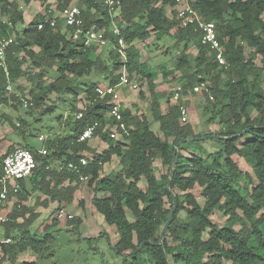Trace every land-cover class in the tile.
Returning <instances> with one entry per match:
<instances>
[{"label":"trees","instance_id":"obj_1","mask_svg":"<svg viewBox=\"0 0 264 264\" xmlns=\"http://www.w3.org/2000/svg\"><path fill=\"white\" fill-rule=\"evenodd\" d=\"M74 1L58 0L57 10ZM117 1L120 4L114 10L102 0H78L76 4L82 10L84 28L104 31L111 42L97 53L96 46L85 47L72 41L73 29L65 28L62 19L57 18L56 27L50 26L48 21L54 15V12L48 13L50 8L18 30V26L25 24L21 6L17 1L0 0V38L15 39L7 49L9 75L0 68V105L10 101L14 108L22 105L25 89L17 84L26 73L25 65L35 70L30 77L36 87L29 93L30 107H39L52 94H67L72 98L81 92L87 95L82 119L76 116L83 110L70 106L69 135L54 138L48 143L47 155L37 156L40 165L33 175L39 174L42 178L37 185L33 183L34 189L59 201L56 210L59 213L64 210V203L72 202L76 191L75 187L62 189L60 185L66 180L78 182L81 176H88L89 199L84 197L79 207L83 211L93 206L107 224L118 229L120 239L114 249L125 258L123 264H146L144 255L152 264H264V128H260L264 127V0H192L193 8L201 17L215 23L227 66L219 64L210 48L202 44L195 26H182L173 0ZM42 23L44 28L39 29ZM113 24L119 26L125 40V56L117 52L118 38L109 32ZM151 38L152 46L174 41L175 48H180L172 70L165 63L153 66L152 57L138 49L137 43ZM147 49L151 51L149 46ZM124 72L131 81L147 86L153 99V118L159 123L162 136L151 128L146 117L128 109L122 110L128 134L109 117L113 98H101L96 89L101 80L110 87L117 86ZM53 73L54 80L47 83L46 79ZM159 76L167 83L176 81L182 88L181 99L176 102L179 104L172 105L168 99L166 112L161 109L157 94ZM81 80L86 82L81 83ZM203 84L207 90L194 91ZM9 85H14L20 94L8 93ZM140 96L143 98L144 92ZM188 96L201 98L204 119L201 125L181 122L180 105H184L182 99ZM53 110L50 106L45 113ZM95 122L101 127L94 136L107 144L102 153L88 141L78 142L84 130ZM11 124L19 130L13 121ZM212 125H218L219 130L212 132L209 128ZM246 129L250 131L240 138L223 139ZM113 130L118 134L116 139L110 136ZM210 135L222 138L216 140L220 149L206 157L184 154L182 144L178 149L172 180V190L180 192L176 194L178 208L161 246V233L173 208L167 177L174 143L180 137L192 139ZM5 156L0 157V179ZM84 156L91 159V163L83 167L80 174L67 168L70 162H78ZM159 156L166 168L161 178L157 177L155 167ZM234 156L243 158L251 166L255 181L240 169ZM113 157L120 159L123 169L101 177L102 166ZM48 178L58 180L53 193L49 191L50 183L45 182ZM142 179L146 181L145 188L139 186ZM20 183L17 202L11 209L1 210L9 218L3 237L11 238L12 242L2 245L0 252L2 261L10 264H16L19 255L27 251L42 258L51 240L49 234L43 237L39 231L35 233L38 216L32 213L27 218L30 211L24 202L28 201L30 192L24 181ZM197 186L202 189L204 205L192 193ZM99 193L106 195L99 198ZM216 210L227 216L224 226L212 221ZM182 212L187 213L185 220L180 218ZM82 221L81 216H73L67 219V227L79 229ZM50 226H59L58 219ZM150 239H154L156 245L146 244L140 249V245ZM129 260L133 262L128 263ZM22 264L38 263L24 261Z\"/></svg>","mask_w":264,"mask_h":264},{"label":"rangeland","instance_id":"obj_2","mask_svg":"<svg viewBox=\"0 0 264 264\" xmlns=\"http://www.w3.org/2000/svg\"><path fill=\"white\" fill-rule=\"evenodd\" d=\"M17 1L21 6L24 16V25L18 26V30H22L28 23L32 21L42 11L46 12L47 8L55 10V14L58 15L59 11L57 8V0H50L47 2L31 0L30 3H26L25 0H11ZM78 4V0H75L72 5ZM264 19V15H263ZM109 40V39H108ZM153 38L149 39L146 42L137 43L138 49L142 53H148L152 57L153 66L159 64H167L169 70H172L176 63V56L179 54L180 48H175L174 41H168L167 43L161 42L158 45H153ZM110 40L108 44H110ZM107 44V45H108ZM149 46L150 52L147 47ZM106 47V46H105ZM97 47V53H101L104 48ZM194 52V50H191ZM96 53V54H97ZM28 65H25V75L18 81L19 86H22L25 89L24 95L21 96L22 99L28 100L31 104L30 92L35 91L36 87L33 84L30 77L33 76L35 70L28 68ZM54 73L46 79L47 83H50L54 80ZM159 86L157 88V94L160 99L161 109L163 112L167 110V100L170 99L172 105H177L172 99L173 89H175L178 84L176 81L167 83L163 80L162 76H159L157 79ZM86 82V80H81V83ZM139 85L138 89H132L131 86H120L117 91L122 100V105L124 109L132 111L133 114L146 117L150 124L151 128L160 136L162 132L160 131V125L158 122L154 121L152 113V102L153 99L148 91L146 85H142L139 81H136ZM107 83L104 80L99 81L98 86L106 85ZM11 91L8 93L20 94V90L16 89L14 85H11ZM83 87V86H82ZM144 92L145 96L142 98L140 93ZM67 100V101H65ZM23 102V101H22ZM181 103V102H180ZM201 98L199 97H184L182 99V104L187 107L189 111L187 123L194 125H201L204 123L202 117V108H201ZM76 105L79 110H83L87 105V95L85 92H81L78 97L72 98L71 95H50L47 100H45L39 107H24L23 103L17 104L14 108L13 106L2 105L0 107V137L4 136V141L0 143V157L4 156L8 149L12 147L27 145L34 149H47L48 143L60 137H65L69 135V115L71 114L70 106ZM54 107V110L48 114L45 113L48 107ZM2 115H8V118H3ZM16 125L18 129L14 128L11 124V121ZM24 123V124H23ZM212 132H217L219 130L218 125H212L209 127ZM21 129V130H20ZM41 136L45 137L44 141H40ZM98 148L103 146L100 139L97 138ZM100 143V144H99ZM185 148L184 154H198L200 156L206 157L207 154L213 153L220 149V144L218 141L213 139L200 140L193 143H183ZM104 143V147H106ZM98 148L96 150H98ZM234 160L251 178L255 181L253 170L251 166L243 159L238 156H234ZM156 174L158 178H161L162 174L165 173L166 168L162 165V160L160 156L156 159L155 162ZM123 169V166L118 157L112 158L110 163L104 164L102 166V176L114 175L120 172ZM82 189L85 193H88L87 184L82 183ZM140 187H146V181L143 179L140 184ZM174 192V193H173ZM178 190H172V194L176 196L179 194ZM192 193L195 195L197 201L201 204H205V198L202 196V189L196 187L192 190ZM38 196V194H37ZM34 198V197H33ZM89 199L87 195L85 197ZM170 204H167L169 207ZM11 208L13 205L10 206ZM93 207V206H91ZM10 208V209H11ZM71 209V207H67ZM89 208V207H87ZM83 210V209H82ZM84 211V213H82ZM81 211L79 205L77 206L75 212H69L64 209L63 217H59L57 213L56 216L60 221L59 226H50L45 227L44 229L40 226L42 223H36V226H39L38 231L41 233V236L49 234L51 240L49 241L48 249L44 253L42 258L36 256L32 251H27L22 253L18 257L16 264H22L24 261H33L38 264H123L125 258L118 254L114 249L116 243L120 239V234L118 229L115 226H110L104 220L103 216L95 211V215H92L86 210ZM78 213V214H76ZM68 215L81 216L82 224L79 229H67L64 225ZM187 217L186 212L180 214L181 220H185ZM212 221L218 226H224L227 221V216L219 210H216L211 216ZM35 226V227H36ZM239 229L240 226H237ZM5 227L0 228V232H3ZM208 237V233L205 234V238ZM42 239V237H41ZM146 260V264H152L147 255L143 257ZM133 262L129 260L128 263ZM0 264H10L9 261H2V253L0 252ZM224 264H230L225 262Z\"/></svg>","mask_w":264,"mask_h":264},{"label":"built area","instance_id":"obj_3","mask_svg":"<svg viewBox=\"0 0 264 264\" xmlns=\"http://www.w3.org/2000/svg\"><path fill=\"white\" fill-rule=\"evenodd\" d=\"M45 2L50 0H44ZM105 5L113 9L120 4L117 0H102ZM175 3V11L177 19L181 22L183 27L195 26V30L200 32L201 42L203 45H206L212 51L216 61L223 65L227 66V60L224 55V46L221 44V41L218 37L217 28L215 23L206 22L199 13L193 8L192 0H173ZM58 6V0L56 1ZM57 10V8H56ZM54 12V15L49 24L52 27H56L57 18L62 19L65 28L73 29L71 34L72 41L79 42L85 47L96 46L99 48L105 47L109 40L106 38V33L104 31H98L94 28L85 29V21L83 18L82 10L76 5H70L59 11V14H55V10L49 9L48 13ZM44 24L39 25V29H43ZM109 32L118 38L117 52L121 56H125V49L127 48L125 40L121 36V30L117 24H113ZM14 37L10 38H0V68L9 75L8 64H7V49L14 42ZM118 86H131L132 89H138L139 85L131 81L127 74L124 72L119 80ZM117 87H110L106 85H100L97 87L96 91L101 98L110 96L113 98V106L110 111L109 117L119 123V128L124 134H128L125 123L123 122L122 110L124 109L122 105V100L119 97V94L116 91ZM11 86L7 87V91H11ZM206 89V85H201L194 88V91L199 93ZM207 90V89H206ZM181 86H177L173 89V100L175 102L180 101L181 99ZM23 106L28 107L29 101L22 99ZM84 110L77 114V119H82L84 115ZM180 114L181 122L187 123L189 111L186 106L180 105ZM101 127L99 122H95L92 125L88 126L84 132L81 134L78 142H87L91 140L98 128ZM111 138L116 139L118 137L116 132L110 133ZM41 141L45 140L44 136L39 138ZM47 155V150L37 151L33 153L30 149L26 147H17L15 150L7 154L3 160V174L0 179V228L3 227L8 221L9 218L1 210L14 205L17 202V195L21 190L22 181L30 178L35 170L39 167L40 162L37 160L39 158ZM91 159L84 156L81 157L78 162H70L67 168L76 173H81L83 167L89 166ZM102 165V163H99ZM60 170L63 167H59ZM88 176H81L80 180L82 182L88 181ZM59 217H63L64 210L59 211ZM69 219L73 218V215H68ZM12 242L11 238L0 237V247L2 245H8Z\"/></svg>","mask_w":264,"mask_h":264},{"label":"crops","instance_id":"obj_4","mask_svg":"<svg viewBox=\"0 0 264 264\" xmlns=\"http://www.w3.org/2000/svg\"><path fill=\"white\" fill-rule=\"evenodd\" d=\"M42 13L44 14L45 13V10H44V12L42 11ZM34 19V18H33ZM32 19V20H33ZM31 23V22H30ZM29 24V23H28ZM27 24V25H28ZM9 86H11V85H9ZM115 87H117L116 88V91H118L119 92V90H118V88H120V86H115ZM12 88V87H11ZM120 95V94H119ZM172 99H173V94H172ZM2 105H6V107L7 106H10V107H12V105H13V102L12 101H10L8 104H1L0 105V107L2 106ZM3 116V118H5V119H7L8 118V115H2ZM9 119V118H8ZM70 131V130H69ZM112 132H116V131H112ZM0 133H1V131H0ZM111 133V132H110ZM117 133V132H116ZM118 135V134H117ZM63 137V136H62ZM97 138L98 139H100L99 137H93L91 140H89L88 142H89V145L92 147V148H95V149H97L98 147V142H96L97 141ZM40 140V139H39ZM101 140V139H100ZM4 141V136L3 137H0V143L1 142H3ZM41 141V140H40ZM44 141V140H43ZM101 142H102V144H103V146H104V143L105 142H103L102 140H101ZM100 144V143H99ZM107 145V144H106ZM22 146H24V147H28L29 148V146H27V145H22ZM103 146H100V148H98V150H97V152L98 153H102V152H104V150L107 148V146L106 147H104L103 148ZM16 147H10L9 149H8V152L5 154V155H7V154H9V152H11V151H13L14 149H15ZM31 148V147H30ZM11 149H13V150H11ZM33 150H36V151H41V150H45V149H34L33 148ZM113 158H115V157H113ZM57 165H58V163H56ZM108 176V175H107ZM101 177H105V176H102V172H101ZM41 175H37V174H35V176L33 175V176H31L30 178H28L27 180H25L24 182H25V185H26V187L28 188V190H29V196H28V201H26V202H24V206L25 207H28V209H29V213L27 214V218L28 217H30V215L33 213V214H35V215H37L38 216V218L36 219V221H35V224L36 223H42V225H40L43 229L45 228V227H47V226H50L51 224H52V222H53V220L54 219H58L57 218V216H56V214L58 213V212H56V210L59 208V201H56L53 197H51V196H48L45 192H43L42 190H38V189H34V185H33V183L34 182H36V185L39 183V181L41 180ZM143 180V179H142ZM141 180V181H142ZM45 182H48V183H50V190L49 189H46V190H49L50 191V193L52 192L53 193V187H55V184H57V182H58V180H56V179H52V178H48V179H46L45 180ZM82 183H85V182H82L80 179H79V181L78 182H71L70 180H66V181H64L61 185H60V188H62V189H67L69 186L70 187H75L76 188V191L74 192V194H73V196H72V202L70 203V202H66V203H64L63 205H62V208L63 209H65V210H67L68 211V213L69 212H75V210H76V208H77V206L79 205V203H80V201L84 198V197H86L87 196V193H85L84 192V189H82ZM140 184V183H139ZM40 188H41V186H39ZM37 194H38V196H37ZM93 195L94 194H92V197H93ZM106 194H104V193H99L98 194V197L99 198H102V197H104ZM34 197V198H33ZM91 197V198H92ZM67 207H71V209H68ZM87 209V212L88 213H90V214H92V215H95L96 213H95V211L94 210H96L94 207H91V206H89V208H86ZM97 212V211H96ZM76 214H78V213H76ZM100 214V213H99ZM79 216V215H78ZM68 219V218H67ZM20 222H22L23 221V219H20L19 220ZM58 221H59V219H58ZM34 224V225H35ZM59 225H61L60 224V221H59ZM36 226V225H35ZM67 229H69L68 227H67V220H66V224L64 225ZM37 227V231H35V233H37L38 232V229H39V226H36ZM3 233H4V230H3V232H0V237H3ZM42 233V232H41ZM32 261V260H31Z\"/></svg>","mask_w":264,"mask_h":264},{"label":"water","instance_id":"obj_5","mask_svg":"<svg viewBox=\"0 0 264 264\" xmlns=\"http://www.w3.org/2000/svg\"><path fill=\"white\" fill-rule=\"evenodd\" d=\"M260 128H264V127H260ZM249 131H250V129H246L240 134H236V135L231 136V137H225L223 139L232 140V139L240 138L244 134L248 133ZM221 138L222 137H218V136H215V135H210V136H203V137H200V138H192V139H185V138H181V137L176 139V141L174 143L173 160H172V163H171V166H170V169H169V172H168V177H167V191L169 193H172V180H173L174 175H175L177 159H178V149L181 146V144H183V143H193V142H196V141L207 140V139L219 140ZM172 199H173V208H172V211H171V214H170V217H169L167 223L163 227V230H162V233H161V237H160V241H159V245H161V246L163 245V239H164L165 235L167 234L171 224L174 221L176 210L178 208V200H177L176 196L173 195V194H172ZM146 244L156 245V242H155L154 239L147 240V241L143 242L140 245V249H142Z\"/></svg>","mask_w":264,"mask_h":264}]
</instances>
